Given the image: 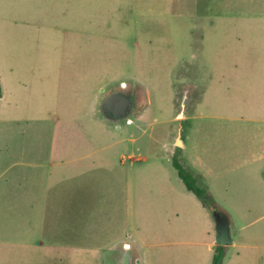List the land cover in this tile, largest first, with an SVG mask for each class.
Returning <instances> with one entry per match:
<instances>
[{
  "label": "rangeland",
  "instance_id": "rangeland-1",
  "mask_svg": "<svg viewBox=\"0 0 264 264\" xmlns=\"http://www.w3.org/2000/svg\"><path fill=\"white\" fill-rule=\"evenodd\" d=\"M0 88V264H100L41 247L75 231L141 264H211L214 212L221 264H264V0H0ZM117 90L138 103L111 127L97 105ZM54 114L53 153L92 171L47 169Z\"/></svg>",
  "mask_w": 264,
  "mask_h": 264
},
{
  "label": "crops",
  "instance_id": "crops-1",
  "mask_svg": "<svg viewBox=\"0 0 264 264\" xmlns=\"http://www.w3.org/2000/svg\"><path fill=\"white\" fill-rule=\"evenodd\" d=\"M97 111H98V105H97ZM73 118L74 119H72V120H74V121H76V120L81 121L82 120L80 114H78L77 111H74ZM188 118H190V117H188ZM51 119H52V122L55 126L56 132L51 138V150H50V156H49L48 162H47V169L52 170L56 167L60 168L61 166H64L65 168H69L70 169L69 172L65 173V175L70 177L68 179H71L74 177L76 178L78 176H82L83 172H84V170H83L84 167L89 169V171H92L95 168L94 163L91 162L89 165H87V162L89 160H92V157L90 155H82L80 153H78V154L75 153L70 157H66V155H61L59 157V159H58V157H56V155L53 153V149L55 150L57 148L58 142L60 143L61 137H60L59 133H60V131H62V126H64L65 121L63 120L62 117H60L59 114L51 115ZM101 120L106 123V121L104 119H101ZM111 127H114V126L112 125ZM33 167L36 168V165L34 164ZM68 179L64 178L62 181L65 182ZM79 190L80 189H78L77 185H76V189H74V191H79ZM58 195L62 196V200H63V202L60 200V202H61L60 208L61 207L67 208V200H66L67 198L64 199V197L67 194L65 195V193L60 191L58 193ZM45 204L46 203H44V205ZM44 209H45L44 210V216H45L46 211H47V206ZM61 209H60V214L62 213ZM64 215H65V212H64ZM41 232H42V234H44V232H45L44 226L42 227ZM60 232H62V229H60ZM63 234H64V238L62 240H58V244L50 243L46 246L45 244L41 243V247L44 250H46L48 253H50V251H52V250H59V253H61L63 251L66 255H70V256L71 255L82 256L84 253H86L84 256L92 255V256H96V258H97L101 254L100 264H122L123 263V256H125V253H126L125 250H127L128 253L131 252L133 255V260H132L131 264H141L140 259H139V255L137 254V252L135 250H132V248L129 246H128V249H125L123 242H122V244L114 243L113 245L108 246L106 251L102 250L103 252L100 253V249H95V245H93V244H90L91 246H87L86 248H83V246H84L83 244L82 245L77 244V243H75V241L73 239L69 240L70 236H74L75 239L80 238L82 236V235L80 236V234H78L76 231L71 232L68 235L67 234L65 235V232L62 233V235ZM229 236H230V234H229ZM230 238H231V236H230ZM231 240H232V242L230 245H233L234 239L231 238ZM90 241H92V240H90ZM209 245H212V242H210ZM230 245H227V246H230ZM227 246H223V247L225 248ZM215 247L216 246H213L212 249H214Z\"/></svg>",
  "mask_w": 264,
  "mask_h": 264
},
{
  "label": "water",
  "instance_id": "water-1",
  "mask_svg": "<svg viewBox=\"0 0 264 264\" xmlns=\"http://www.w3.org/2000/svg\"><path fill=\"white\" fill-rule=\"evenodd\" d=\"M130 102L129 98H124L123 96H119L117 94H113L110 97H108L103 103L102 107L108 111L111 112L114 115H120L123 117L125 115V112L127 111L128 104ZM185 99L182 101L181 104V111L178 115V118L183 117V111L185 108ZM179 134L176 139L177 144L176 145H182L181 142L179 141ZM213 221L215 224V232H216V237H215V242L214 246H227L230 245L232 240L229 236V224L227 218L222 215L219 212H214L212 214ZM125 249H128V245H124ZM126 253L125 255H128V251L125 250ZM128 257V256H127ZM126 259V258H125Z\"/></svg>",
  "mask_w": 264,
  "mask_h": 264
},
{
  "label": "flooded vegetation",
  "instance_id": "flooded-vegetation-1",
  "mask_svg": "<svg viewBox=\"0 0 264 264\" xmlns=\"http://www.w3.org/2000/svg\"><path fill=\"white\" fill-rule=\"evenodd\" d=\"M113 94H117L119 96H123L124 98L130 99V102L127 107L128 109L125 112V115L123 117H121L120 115H114L111 112L106 111L102 107V103ZM102 100L103 101L98 105V112L102 115L106 123L111 124V125L122 124V123L124 124V121H128V119L131 117L132 113L134 112L135 108L137 107V103H138V99L135 93L132 91H125V90L112 91L108 95H105ZM130 253H128L127 255L128 257L126 255L123 256L122 264H131L132 255H130Z\"/></svg>",
  "mask_w": 264,
  "mask_h": 264
},
{
  "label": "trees",
  "instance_id": "trees-1",
  "mask_svg": "<svg viewBox=\"0 0 264 264\" xmlns=\"http://www.w3.org/2000/svg\"><path fill=\"white\" fill-rule=\"evenodd\" d=\"M0 97H1V89H0ZM173 166L176 168L179 178L184 183L185 188L193 193L200 201L201 203L206 206L208 203V196L205 195V192L201 189H199L195 184L193 183L190 176L185 172L184 169H182L178 164L175 162L173 163ZM222 246H216L215 247V254L213 256L211 264H221L222 262Z\"/></svg>",
  "mask_w": 264,
  "mask_h": 264
}]
</instances>
